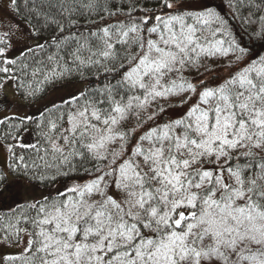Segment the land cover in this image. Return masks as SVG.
Wrapping results in <instances>:
<instances>
[{
    "label": "snow or ice",
    "instance_id": "1",
    "mask_svg": "<svg viewBox=\"0 0 264 264\" xmlns=\"http://www.w3.org/2000/svg\"><path fill=\"white\" fill-rule=\"evenodd\" d=\"M0 152V264H264V0H0Z\"/></svg>",
    "mask_w": 264,
    "mask_h": 264
},
{
    "label": "rangeland",
    "instance_id": "2",
    "mask_svg": "<svg viewBox=\"0 0 264 264\" xmlns=\"http://www.w3.org/2000/svg\"><path fill=\"white\" fill-rule=\"evenodd\" d=\"M61 93L60 92H56V93H53L52 95L53 96H59ZM8 98H9V100H11L12 99V96H11V92L9 91V94H8ZM0 157H1V162H3L4 161V154L1 152L0 153ZM4 163V162H3ZM2 163V164H3ZM4 194H7L6 192L4 193ZM21 200H23V199H25L26 197L24 196V194L21 192V195H20V197H19Z\"/></svg>",
    "mask_w": 264,
    "mask_h": 264
},
{
    "label": "trees",
    "instance_id": "3",
    "mask_svg": "<svg viewBox=\"0 0 264 264\" xmlns=\"http://www.w3.org/2000/svg\"><path fill=\"white\" fill-rule=\"evenodd\" d=\"M243 42L245 43V44H249V40H248V37L247 36H245L244 38H243ZM1 153V152H0ZM2 160H1V157H0V164H2L3 162H1ZM5 196L7 195V194H4Z\"/></svg>",
    "mask_w": 264,
    "mask_h": 264
}]
</instances>
